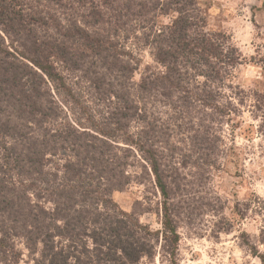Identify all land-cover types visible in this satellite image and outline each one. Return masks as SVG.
Returning a JSON list of instances; mask_svg holds the SVG:
<instances>
[{"label":"trees","instance_id":"obj_1","mask_svg":"<svg viewBox=\"0 0 264 264\" xmlns=\"http://www.w3.org/2000/svg\"><path fill=\"white\" fill-rule=\"evenodd\" d=\"M206 26L198 0H0V264H180L184 225L232 230L211 179L243 55ZM133 182L159 228L113 198Z\"/></svg>","mask_w":264,"mask_h":264},{"label":"rangeland","instance_id":"obj_2","mask_svg":"<svg viewBox=\"0 0 264 264\" xmlns=\"http://www.w3.org/2000/svg\"><path fill=\"white\" fill-rule=\"evenodd\" d=\"M206 17L208 31H223L239 47L243 60L235 69L232 84L238 92L239 114L223 126L224 153L221 168L212 171L211 186L225 201L224 214L234 222L231 231L213 236L186 227L180 228V264H264L243 245V232L258 245L264 254V0H198ZM168 21L169 18H164ZM140 60L134 79L140 80L146 66H156L148 48L129 44ZM230 92V91H228ZM113 198L128 211L135 209L141 221L159 228L156 213L160 199L152 183L133 182L124 190L116 191ZM151 202L153 211H143ZM250 205L241 217L235 211ZM210 219L211 217H207ZM246 238V237H245ZM152 264H165L159 258Z\"/></svg>","mask_w":264,"mask_h":264}]
</instances>
